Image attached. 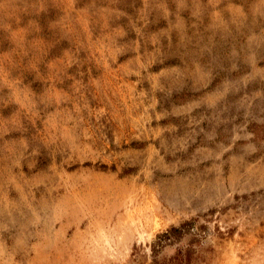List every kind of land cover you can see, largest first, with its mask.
Instances as JSON below:
<instances>
[{
  "label": "rangeland",
  "instance_id": "374dc122",
  "mask_svg": "<svg viewBox=\"0 0 264 264\" xmlns=\"http://www.w3.org/2000/svg\"><path fill=\"white\" fill-rule=\"evenodd\" d=\"M0 264H264V0H0Z\"/></svg>",
  "mask_w": 264,
  "mask_h": 264
},
{
  "label": "trees",
  "instance_id": "16d2710c",
  "mask_svg": "<svg viewBox=\"0 0 264 264\" xmlns=\"http://www.w3.org/2000/svg\"><path fill=\"white\" fill-rule=\"evenodd\" d=\"M192 228H193L192 220L185 221L178 226H171L166 231L157 235V239L154 243V249H157V247H161L164 243L168 241L177 240L179 237H181L184 233H186L188 230Z\"/></svg>",
  "mask_w": 264,
  "mask_h": 264
}]
</instances>
